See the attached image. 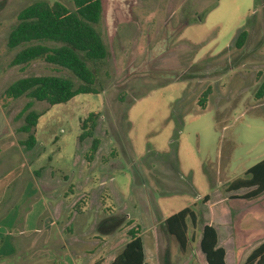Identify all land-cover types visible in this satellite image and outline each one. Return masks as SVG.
Instances as JSON below:
<instances>
[{"label": "rangeland", "instance_id": "374dc122", "mask_svg": "<svg viewBox=\"0 0 264 264\" xmlns=\"http://www.w3.org/2000/svg\"><path fill=\"white\" fill-rule=\"evenodd\" d=\"M34 1L0 0V264H112L135 225L150 264H207L200 238L212 218L229 264H244L264 229L247 235L236 213L235 242L227 239L229 212L264 213V193L241 200L234 195L248 189L225 187L264 158V0H102L100 92L56 105L5 94L32 75L79 84L43 59L11 64L22 46L10 49L8 35ZM242 29L249 36L237 48ZM208 86L216 91L202 110ZM29 101L43 114L31 150L21 131ZM92 111L101 143L88 161L92 138L79 135ZM187 206L201 220L183 251L164 220ZM113 217H124L114 230Z\"/></svg>", "mask_w": 264, "mask_h": 264}, {"label": "trees", "instance_id": "16d2710c", "mask_svg": "<svg viewBox=\"0 0 264 264\" xmlns=\"http://www.w3.org/2000/svg\"><path fill=\"white\" fill-rule=\"evenodd\" d=\"M72 10L61 1L50 3L46 0H36L23 8L18 14V22L10 31L7 46L10 49L22 48L15 54L11 64L26 65L37 59L65 68L79 80L60 75H32L20 78L10 84L5 94L10 98L27 96L36 101H45L50 105L63 104L79 94L99 93L96 87L98 70L108 57V47L97 29L102 13V0H73ZM249 36L247 29L239 33L235 45L242 48ZM212 90L210 87L202 93L199 103L204 107ZM264 96V80L261 82L257 98ZM43 114L32 108V101L24 107V124L21 131L27 134L22 143L28 150L37 144L36 127ZM100 114L92 111L81 121L79 140L92 138L87 153V160H94L101 140L94 136ZM113 154V153H111ZM247 188L242 194L244 199L258 198L264 193V158L249 167L243 176H238L225 187L226 191H236ZM204 202L210 200L205 195ZM124 217H113L112 230ZM106 220V219H105ZM98 225L100 231L101 224ZM200 215L194 206H187L173 213L164 220L167 233L174 238L180 248L185 251L194 238V232L200 224ZM133 221L129 220L131 224ZM129 240L112 264H150L146 260L144 240L140 227L135 225L128 230ZM217 229L208 223L202 228L200 247L205 254L207 264H227L226 250L218 245ZM99 259L92 264H102ZM244 264H264V241L247 256Z\"/></svg>", "mask_w": 264, "mask_h": 264}, {"label": "crops", "instance_id": "0c3cea01", "mask_svg": "<svg viewBox=\"0 0 264 264\" xmlns=\"http://www.w3.org/2000/svg\"><path fill=\"white\" fill-rule=\"evenodd\" d=\"M208 87H210L211 88V90H212V92H211V94L209 95V97H208V99H207V101H206V103H205V105H204V107H202L201 106V108H202V110H205L209 105H210V102H209V99H210V96L212 95V93H214V91H216V87H213L212 88V86H208ZM258 91V90H257ZM256 99H257V104H258V102L259 101H261V100H263L264 99V96H263V98H257V93H256ZM243 189H247V188H243ZM240 190H242V189H240ZM236 191H238V190H236ZM248 191V190H247ZM246 191V192H247ZM245 193V192H244ZM244 193H242V194H244ZM242 194H238V195H235V196H241ZM260 197V196H259ZM235 198H237V199H241V200H253V199H244V198H241V197H235ZM254 199H256V198H254ZM258 209H254V212L253 211H245V212H242V211H237V212H235V213H233L234 212V210H231L230 212H229V220H228V224L231 226V233H230V235L227 237V239H229V238H233L232 240H234V242H235V236H236V231H235V229H234V225H233V216H234V214H238L239 216H240V221H241V225H239V227H241L242 229H249V230H247L245 233L247 234V235H249V233H258L259 232V230H263L264 229V213H258V211H257ZM247 215H249V217L247 216ZM242 216V217H241ZM246 217H248V219H250L249 221H246L247 223H244V221H243V223H242V220H243V218H246ZM208 224H211V225H213L216 229H217V226H215V224H214V222H213V218H212V220H211V222H207ZM251 230H253V231H251ZM217 231H218V229H217ZM218 235H219V231H218ZM250 238H252V237H250ZM226 239V240H227ZM256 241H258V240H256ZM264 241V240H263ZM263 241H261V242H263ZM260 242V243H261ZM255 243V242H254ZM259 243V244H260ZM258 244V245H259ZM218 245L219 246H222L223 247V245H222V239H221V237H220V235H219V241H218ZM257 245V246H258ZM241 246H243V245H241ZM256 246V247H257ZM256 247H254V248H256ZM253 248V249H254ZM252 249V250H253ZM225 250H226V262H227V264H229V260H228V251H227V249L225 248ZM251 250V251H252ZM251 251H250V253H251ZM249 253V254H250ZM248 254V255H249Z\"/></svg>", "mask_w": 264, "mask_h": 264}]
</instances>
